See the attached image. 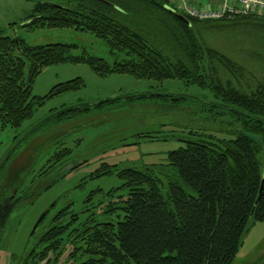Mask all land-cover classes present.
<instances>
[{"label":"trees","instance_id":"16d2710c","mask_svg":"<svg viewBox=\"0 0 264 264\" xmlns=\"http://www.w3.org/2000/svg\"><path fill=\"white\" fill-rule=\"evenodd\" d=\"M108 1L114 6L100 0L38 1L23 26L90 32L107 43L111 54L123 53L112 63L87 49L74 53L78 48L74 43L31 45L0 30V122L3 127H20L33 116L36 106L86 85L78 76L55 84L46 95H34L36 76L45 66L59 63H86L103 77L131 74L157 81L179 78L209 89L211 97L221 103L203 106L213 117L230 120L231 136L190 131L194 137L169 151L165 163L149 169L115 167L128 188L123 216L85 230L82 253L87 257L76 264H231L244 234L254 222L264 220V188L259 198L264 178L259 157L264 148V78L253 73L247 76L245 66L208 46L195 28L212 21L178 10L172 0ZM228 18L236 19V25H241L240 18L254 21L251 24L264 22V15L259 14L210 20ZM167 37L165 44L162 40ZM172 43L178 52L169 56V49L175 50ZM221 69L230 78L223 79ZM155 95L167 96L165 92H139L128 98ZM118 98L103 103H114ZM242 130L257 135L262 144L243 135ZM106 169L96 172L104 174L109 171ZM60 234L53 227L42 241L57 248Z\"/></svg>","mask_w":264,"mask_h":264},{"label":"rangeland","instance_id":"374dc122","mask_svg":"<svg viewBox=\"0 0 264 264\" xmlns=\"http://www.w3.org/2000/svg\"><path fill=\"white\" fill-rule=\"evenodd\" d=\"M38 1L65 0H0V30L31 45L74 43L78 45L74 53L87 49L111 63L123 57V53L111 54L107 43L90 32L24 27ZM185 2L188 0H176L175 6L185 11ZM231 18L208 19L212 23L198 24L195 29L208 46L245 66L247 76L253 73L256 78H264V22L251 24L254 21L240 18L241 25H236V19ZM166 22L169 25V19ZM168 39L162 42L166 44ZM176 52L175 46L167 54L173 56ZM220 74L223 79L230 78L222 69ZM78 76L84 79V87L47 99L20 127H3L0 122V187L12 180L15 186L21 184L32 190L25 203H16L0 218V227L4 225L0 232V264H76L86 259L82 253L85 230L123 216L128 188L115 167L146 169L165 163L169 151L194 137L190 131L231 136L230 120L213 117L203 106L214 99L209 89L179 78L157 81L131 74L103 77L89 64L66 62L45 66L36 76L32 92L46 95L55 84ZM139 92H165L167 96L128 98ZM111 97L119 98L114 103H103ZM60 152L63 155L58 156ZM259 157L264 167V148ZM81 160L84 162L78 167L51 182V172L58 166ZM104 169L109 171L96 172ZM6 193L0 191V203ZM45 208H49L48 216L34 229ZM53 227L63 233L57 248L42 241ZM231 264H264V220L254 222L244 234Z\"/></svg>","mask_w":264,"mask_h":264},{"label":"built area","instance_id":"2783aa9c","mask_svg":"<svg viewBox=\"0 0 264 264\" xmlns=\"http://www.w3.org/2000/svg\"><path fill=\"white\" fill-rule=\"evenodd\" d=\"M185 11L199 19H219L235 15H264V0H192Z\"/></svg>","mask_w":264,"mask_h":264},{"label":"flooded vegetation","instance_id":"af4514ba","mask_svg":"<svg viewBox=\"0 0 264 264\" xmlns=\"http://www.w3.org/2000/svg\"><path fill=\"white\" fill-rule=\"evenodd\" d=\"M66 163L67 162H64L63 164L58 166L56 169H54V172H51V174H53L52 175L53 179L51 182L54 183V180L56 181L58 178L62 177V175L65 174V173L64 174L63 173L58 174L59 173L58 171ZM11 182H12V180L9 181L8 186L5 185V186L0 187L1 193L3 191H4V193L7 191V193L4 194V196H3L4 197L3 203H0V218L1 217L3 218L6 213L12 211L16 203H25L29 199L28 196L31 195L30 191H32V190H29L28 186L22 188L21 184L15 186V182H13V183H11ZM53 205H50V206H53ZM43 213H45L43 218L46 219L45 217L48 216V214H49V208H45ZM44 219H42V220H44ZM2 229H3V227H0V232L2 231Z\"/></svg>","mask_w":264,"mask_h":264},{"label":"water","instance_id":"95a60500","mask_svg":"<svg viewBox=\"0 0 264 264\" xmlns=\"http://www.w3.org/2000/svg\"><path fill=\"white\" fill-rule=\"evenodd\" d=\"M100 1H102V2H104V3H106V4H109V5H112V6H114V4H112L111 2H109L108 0H100ZM171 11H173V12H177L174 8H172V7H168ZM179 15V17L181 18V19H183L187 24H191V21L186 17V16H184L183 14H178ZM28 22V20L25 22V23H27ZM212 103H221V101L219 100V99H213L212 101H211ZM233 110L234 111H236V112H239L240 114H243V112L242 111H238L237 109H235V108H233ZM241 133L243 134V135H245L246 137H248V138H250L251 140H253V141H255L256 143H258V144H262V142H261V140L259 139V137L257 136V135H255V134H253V133H250V132H246V131H244V130H242L241 131ZM84 162V160H81V161H73V162H71V163H66L65 165H63L61 168H60V170L58 171L59 173L58 174H61V173H66V172H68V171H70V170H72V169H74V168H76V167H78L80 164H82ZM263 188H264V178H263V182H262V184H261V187H260V193H259V198H260V196H261V194H262V191H263ZM44 215H45V213H43L40 217H39V219L37 220V222H36V224H35V226H34V229L38 226V224L42 221V219H43V217H44ZM0 252H1V249H0ZM0 258H1V255H0Z\"/></svg>","mask_w":264,"mask_h":264},{"label":"crops","instance_id":"0c3cea01","mask_svg":"<svg viewBox=\"0 0 264 264\" xmlns=\"http://www.w3.org/2000/svg\"><path fill=\"white\" fill-rule=\"evenodd\" d=\"M172 1H173L172 4L174 3L173 5H175V1H176V0H172ZM188 1H189V2H192V0H188Z\"/></svg>","mask_w":264,"mask_h":264}]
</instances>
